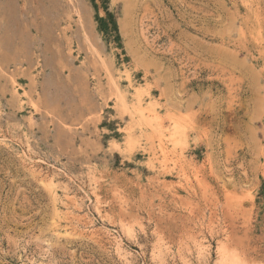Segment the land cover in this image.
Masks as SVG:
<instances>
[{
  "label": "rangeland",
  "instance_id": "obj_1",
  "mask_svg": "<svg viewBox=\"0 0 264 264\" xmlns=\"http://www.w3.org/2000/svg\"><path fill=\"white\" fill-rule=\"evenodd\" d=\"M221 248L264 264V0H0V264Z\"/></svg>",
  "mask_w": 264,
  "mask_h": 264
},
{
  "label": "bare ground",
  "instance_id": "obj_2",
  "mask_svg": "<svg viewBox=\"0 0 264 264\" xmlns=\"http://www.w3.org/2000/svg\"><path fill=\"white\" fill-rule=\"evenodd\" d=\"M107 74H108V73H107ZM116 91H117V90H116ZM114 98H115V97H114ZM121 100H122V99H121ZM120 104H121V103H120ZM117 107H118V106H117ZM131 109H132V108H131ZM134 109H135V108H134ZM139 112H140V111H139ZM137 113H138V112H137ZM139 114H141V113H139ZM131 115H132V114H131ZM141 115H142V114H141ZM141 115H140V116H141ZM155 115H156V114H155ZM141 117L144 119V116H143V115H142ZM129 118H130V117H129ZM152 118H153V117H152ZM132 119H133V118H131V120H132ZM136 119H137V118H136ZM143 119H142V120H143ZM148 119H149V117H148ZM150 119H151V118H150ZM154 119L156 120V118H153V120H154ZM144 120H146V119H144ZM172 121H173V120H172ZM148 122H149V121L147 120V124H148ZM139 124H140V122H139ZM144 124H145V123H144ZM149 124H150V122H149ZM155 125H156V124H155ZM174 125H175V124H174ZM139 126H140V125H139ZM149 127H150V126H149ZM173 127H174V126H173ZM125 129H126V128H125ZM129 129H130V128H129ZM129 129H127V130H129ZM175 129H176V128H175ZM175 129H174V130H175ZM162 148H163V147H162ZM162 152H163V151H162ZM164 154H165V153H164ZM46 178H47V177H46ZM48 179H49V178H48ZM48 179H47V180H48ZM50 179H51V177H50ZM43 180H44V179H43ZM47 180H45V182H47ZM54 181H55V180H54ZM57 181H58V180H57ZM48 182H49V180H48ZM52 182H53V181H52ZM52 186H53V185H52ZM56 187H58V186H56ZM53 188H54V187H53ZM69 189H70V188H69ZM53 190H54V189H53ZM52 192H53V191H52ZM62 194H63V193H62ZM53 195H54V193H53ZM66 195H67V194H66ZM68 195H69V194H68ZM72 196H73V194H72ZM76 196H77V195H76ZM95 196H96V195H95ZM66 197H67V198H65V199L67 200L68 203L66 204V202H65V204H66L65 207H66V208H68V207H74V209H75L76 200H75L74 198H69L68 196H66ZM76 199H77V198H76ZM78 200H79V199H78ZM80 200H81V199H80ZM80 204H81V203H80ZM82 205H83V204H82ZM77 207H78V206H77ZM78 208H79V207H78ZM78 208H77V209H78ZM80 208H81V207H80ZM82 209H83V208H82ZM65 210H66V209H65ZM68 213H69V212H68ZM101 213H102V212H101ZM69 214H70V218H71V220H76V221L82 220V219L78 218L79 216L77 217L76 215L72 214L71 212H70ZM82 216H83V215H82ZM67 217L69 218V216H67ZM83 218H84V217H83ZM86 218H87V217H86ZM170 218H171V217H170ZM88 219H89V218H88ZM88 221H91V220L89 219ZM81 222H82V221H81ZM82 223H84V222H82ZM85 223H86V222H85ZM124 225H125V224H124ZM169 227H170V226H169ZM168 229H169V228H168ZM172 229H173V228H172ZM182 229H183V228H182ZM95 230H96V228H95ZM166 230H167V229H166ZM178 231H179V230H178ZM178 231H177V232H178ZM244 231H245V230H244ZM162 232H163V231H162ZM165 232H166V231H165ZM165 232H164V233H165ZM179 232H180V231H179ZM179 232H178V233H179ZM166 233L168 234V232H166ZM166 233H165V235H166ZM178 233H177V234H178ZM181 233H183V232H180V234H181ZM186 233H187V232H186ZM186 233H185V236H186ZM100 234H101V233H100ZM173 234H174V233H173ZM177 234H175V235H177ZM168 235L170 236L171 234H168ZM181 235H182V234H181ZM234 235H235V234H234ZM236 235H237V234H236ZM236 235H235V236H236ZM239 235H240V234H239ZM239 235H238V236H239ZM166 236H167V235H166ZM166 236H165V237H166ZM167 237H168V236H167ZM173 237H174V236H173ZM173 237H172V235H171V239H172ZM177 237H179V236H177ZM177 237H176V238H177ZM240 237H241V236H240ZM240 237H239V238H240ZM237 238H238V237H237ZM167 239H168V238H167ZM171 239H170V240H171ZM182 239H183V237H182V238L180 237L179 243H180V241H181ZM173 240H174V239H173ZM173 240H172V241H173ZM177 240H178V239H177ZM183 240H184V239H183ZM229 240H230V238H229ZM234 240H237V241H238L239 239H234ZM228 242H229V241H228ZM240 242H241V240H240ZM238 243H239V242H238ZM238 243H237V245H238ZM242 243H244V242H242ZM224 244H225V243H224ZM234 245H236V244H234ZM223 247H224V246H223ZM228 247H229V246H228ZM232 247H233V246H232ZM236 247H237V246H236ZM117 248H118V247H117ZM226 248H227V247H226ZM118 249H119V248H118ZM221 249H223V248H221ZM229 249H230V248H229ZM234 249H236V248H234ZM245 249H246V248H245ZM245 249H242V250H245ZM231 250L233 251L232 248H231ZM238 250H239V251H238ZM240 250H241L240 247L236 249V251H238V252H242V250H241V251H240ZM119 251H120V250H119ZM221 251H222V255H223L224 257H230V258L232 259V262H233L234 264H245L244 261L242 260V258L240 257V255H239L238 252H235V251H234V252L231 253V252H228L227 250H225V248H224L223 250H221ZM245 251H246V250H245ZM125 252H126V250H125ZM128 252H129V250H128ZM243 252H244V251H243ZM130 253H131V252H130ZM219 254H220V253H219ZM124 256H125V255H124ZM127 256H128V254H127ZM127 256H126V257H127ZM130 256H132V255H130ZM219 256H220V255H219ZM223 256H221L222 259L224 258ZM241 256H242V255H241ZM126 257H125V258H126ZM244 257H245V256H244ZM251 257H252V256H251ZM251 257H249V258H251ZM131 260H132V259H131ZM131 260H130V261H131ZM130 261H129V262H130ZM227 261H228V260H227ZM225 262H226V260H225ZM248 262H249V260H248ZM226 263H227V262H226ZM229 263H230V262H229ZM249 263H250V262H249ZM136 264H137V263H136ZM246 264H247V263H246ZM250 264H251V263H250Z\"/></svg>",
  "mask_w": 264,
  "mask_h": 264
}]
</instances>
